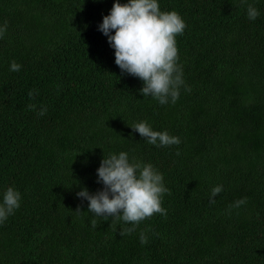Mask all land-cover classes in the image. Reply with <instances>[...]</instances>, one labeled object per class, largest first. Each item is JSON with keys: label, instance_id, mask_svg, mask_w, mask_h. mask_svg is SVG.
<instances>
[{"label": "trees", "instance_id": "obj_1", "mask_svg": "<svg viewBox=\"0 0 264 264\" xmlns=\"http://www.w3.org/2000/svg\"><path fill=\"white\" fill-rule=\"evenodd\" d=\"M115 2L0 0V203L9 187L21 194L0 224V264H264V0H248L255 21L241 0H158L187 25L185 83L166 105L115 63L99 30ZM144 121L181 143L148 144L130 127ZM120 152L170 190L167 216L125 236L131 225L94 216L77 195L102 191L97 170Z\"/></svg>", "mask_w": 264, "mask_h": 264}, {"label": "clouds", "instance_id": "obj_2", "mask_svg": "<svg viewBox=\"0 0 264 264\" xmlns=\"http://www.w3.org/2000/svg\"><path fill=\"white\" fill-rule=\"evenodd\" d=\"M241 3L247 5L248 19L255 21L259 16L258 10L248 4V0H241ZM186 27L177 12L161 11L158 0H129L125 4L116 0L110 14L103 18L99 30L108 37V43L115 50V63L122 72L143 81L141 94L166 105L170 101L172 104L177 102L180 88L185 83L182 66L178 63L177 37L184 34ZM113 31L115 35H111ZM6 32L7 24L0 26V39L4 38ZM21 67L12 61L10 71L19 72ZM32 96L30 92L29 97ZM28 107L34 109L35 106L30 104ZM46 112L47 109L43 108L39 115L43 116ZM130 127L154 146L181 143L178 137L170 136L167 131H154L146 121ZM97 175V182L102 183L104 189L95 195L84 189L77 195L89 201L88 212L94 216L105 219L111 217L114 222L122 221L125 225H131L121 229V236L131 235L140 223L157 214L167 216L166 209L162 207V197L170 195V190L164 185L163 175L152 164H143L134 158L130 162L126 152L108 157L104 155ZM223 190L222 185L215 186L211 190L210 203L214 204L215 197ZM245 203L246 199H241L233 206L239 208ZM20 206V192L9 187L0 203V224ZM91 224L96 226L95 219ZM140 242L148 243L143 232L140 234Z\"/></svg>", "mask_w": 264, "mask_h": 264}]
</instances>
